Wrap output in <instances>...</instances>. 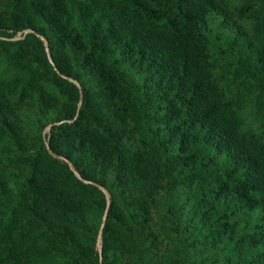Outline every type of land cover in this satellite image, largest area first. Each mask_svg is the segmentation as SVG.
<instances>
[{"label": "trees", "instance_id": "trees-1", "mask_svg": "<svg viewBox=\"0 0 264 264\" xmlns=\"http://www.w3.org/2000/svg\"><path fill=\"white\" fill-rule=\"evenodd\" d=\"M0 264H264V0H0Z\"/></svg>", "mask_w": 264, "mask_h": 264}, {"label": "water", "instance_id": "water-1", "mask_svg": "<svg viewBox=\"0 0 264 264\" xmlns=\"http://www.w3.org/2000/svg\"><path fill=\"white\" fill-rule=\"evenodd\" d=\"M54 157H57L56 155L53 154ZM104 222V221H103Z\"/></svg>", "mask_w": 264, "mask_h": 264}]
</instances>
